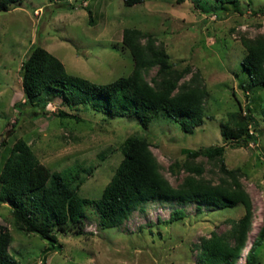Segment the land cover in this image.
Here are the masks:
<instances>
[{"label":"rangeland","instance_id":"obj_1","mask_svg":"<svg viewBox=\"0 0 264 264\" xmlns=\"http://www.w3.org/2000/svg\"><path fill=\"white\" fill-rule=\"evenodd\" d=\"M240 5L242 12L214 0H144L131 7L123 0H26L0 13V174L15 142L24 139L52 172L87 169L79 196L97 200L113 180L131 136L147 139L161 173L174 187L186 176L181 166L187 150L226 145L225 164L241 170L239 181L251 201L246 247L234 263L246 264L264 227V91L250 84L241 66V40L264 34V0H240ZM126 28L155 37L173 69L189 70L186 80L195 73L203 78L209 92L206 117L192 134L163 113L145 127L134 117L109 118L82 106L75 111L60 97L51 98L44 109L25 104L22 67L34 48L56 56L71 75L108 84L132 70L131 56L122 46ZM157 72L158 67L150 70L147 81L152 83ZM249 110L258 123L250 129L256 141L226 144L221 125L231 114L245 117ZM60 112L77 115L80 122L61 119ZM195 162L203 165L206 179L218 183V170L206 158ZM180 211L183 218L171 220ZM85 214L80 227L59 234L61 249L53 251L47 241L16 230L9 204L0 203V225L10 232L9 250L18 264H202V239L213 233L230 236L244 209L151 200L122 225L108 229L102 228L95 206L86 207ZM259 256L264 264V246Z\"/></svg>","mask_w":264,"mask_h":264},{"label":"trees","instance_id":"obj_2","mask_svg":"<svg viewBox=\"0 0 264 264\" xmlns=\"http://www.w3.org/2000/svg\"><path fill=\"white\" fill-rule=\"evenodd\" d=\"M24 1L0 0V13H7ZM123 1L125 6L131 7L144 0ZM185 1L178 0L179 3ZM214 1L242 12L240 0ZM241 41L245 49L241 66L250 84L264 91V34ZM122 46L131 56L132 70L108 84H96L71 75L56 56L42 47L34 48L22 67L25 104L44 109L51 98L60 97L75 111L82 106L88 112L109 118L134 117L145 127L163 113L186 134H192L204 123L209 92L199 73L186 80L189 70L173 69L163 44H158L155 37L139 28L124 30ZM155 67L158 72L150 83L146 75ZM249 113L245 117L233 113L231 119L221 125L226 144L247 146L249 140L256 141L250 129L256 130L258 123L251 116L253 112L249 110ZM262 113L264 118V109ZM58 116L80 122L77 115L60 112ZM225 152L226 145L187 150L188 159L181 166L186 176L174 187L161 173L147 139L131 136L123 146V160L113 180L99 199L91 200L79 196V188L85 182L83 174H90L87 169L81 168L74 173L52 172L39 161L24 139H18L2 166L0 203L9 204L16 230L47 241L53 251L61 249L58 245L61 232H67L69 226L80 227L86 215L85 208L90 205L96 207L103 229L122 225L140 205L151 200L195 202L199 208L207 206L217 210L242 207L244 215L234 223L230 236L213 233L209 239H202L198 248L202 264H234L246 247L252 207L239 181L242 172L227 168ZM200 157L218 170V183L205 178L203 165L195 162ZM171 170L175 172L174 168ZM183 216L182 211L175 212L171 220ZM11 241L10 232L0 225V264H18L9 250ZM263 246L264 227L247 254L246 264H260L259 252Z\"/></svg>","mask_w":264,"mask_h":264}]
</instances>
